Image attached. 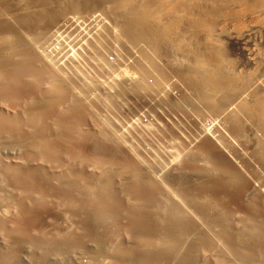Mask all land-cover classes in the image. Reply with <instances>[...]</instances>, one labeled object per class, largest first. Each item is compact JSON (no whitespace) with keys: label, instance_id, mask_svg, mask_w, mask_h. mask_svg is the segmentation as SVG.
I'll return each mask as SVG.
<instances>
[{"label":"bare ground","instance_id":"obj_1","mask_svg":"<svg viewBox=\"0 0 264 264\" xmlns=\"http://www.w3.org/2000/svg\"><path fill=\"white\" fill-rule=\"evenodd\" d=\"M210 1L0 0V264H264V121L221 101ZM109 54L108 81L79 68ZM139 105L191 139L163 118L126 144L110 116Z\"/></svg>","mask_w":264,"mask_h":264},{"label":"rangeland","instance_id":"obj_2","mask_svg":"<svg viewBox=\"0 0 264 264\" xmlns=\"http://www.w3.org/2000/svg\"><path fill=\"white\" fill-rule=\"evenodd\" d=\"M161 1H166L168 5H172V4L175 5L178 2H184L186 0H161ZM198 1H200V0H198ZM206 3H209V0H207ZM210 4L212 5V7H211V9L207 15V19L202 21V22H204V24H203L204 27L203 26L202 27L205 31L204 33L207 34V37L210 39V41L213 44V50H214V53L216 54V57L218 59V65H217L218 72L221 74V76L224 79H227L228 81H230V84L227 87H225L223 90L224 98L221 99V101L224 102V105L238 103L239 105H242L246 108H250V109L254 108L258 111L262 120L264 121V0H222V1L218 0L215 2L210 1ZM59 43L53 44V46L51 47V48H53V50L50 51V53L54 54L55 53L54 51L59 52V50L61 49V45ZM65 43H67V41ZM65 47H67V46H65ZM73 49L76 50L75 47ZM60 53H62V52H60ZM119 57H121V56H118V59H119ZM122 57L123 58H120L121 62H119V60H117V57L115 55H113V54L108 55L109 59L107 58L106 65L108 67L109 66L111 67V68H107L108 70L110 69L109 72L112 71V68L115 69V71H117L118 69H120L123 66V65L121 66V63L125 64V59H126L125 57L126 56L125 57L122 56ZM114 58H116V62H118L120 64L116 63V66H115V64L112 63L115 60ZM108 60H110V61L112 60V62H109ZM117 65H119L118 67H120V68H118ZM90 66L91 67H89L88 65L84 66L83 64H80L79 68L90 69L91 73L89 75L91 77L95 76L98 79L99 78L101 79V76H103L102 78H104V79H101V81L110 80L112 78V74L115 72V71H112L111 73L107 74V71H108L107 69H105L106 71H104L106 73L100 72V71H94V69L97 70V68H95L94 65H90ZM85 67H88V68H85ZM91 68H93V71ZM68 70H69V67H68ZM90 71L88 70V72H90ZM118 71L116 73H118ZM92 74H94V75H92ZM97 75H99V76H97ZM107 76H110V77H108L109 79H107ZM98 89H100V88H97L96 90H98ZM175 90H173L172 92H174ZM98 91H96L98 93V95H100V96L103 95L102 93H100V92H102L101 89L99 92ZM175 92H177V91H175ZM175 95H178V92H177V94H174V98H175ZM101 97L103 98V96H101ZM124 97H127L126 100L130 99V98H128V95L123 96V98ZM172 97H173V95H172ZM126 100H124V102H125V108H124L125 111L123 110L124 112H126V106L127 105H130V104L133 105L134 104L132 99H131L132 102L128 101V100H127L128 101L127 102ZM127 103H130V104H127ZM92 105L93 104L91 103L90 106L91 107L94 106L93 110H96V112L95 111L94 112L96 114H98V116L102 117V113H104L102 106L100 104H99L100 107L98 105L95 106V104L93 106ZM140 106L144 107L143 110L141 109ZM97 107H98V109L101 108V109H99L101 111H98ZM139 107H140L141 111L139 110ZM146 108L147 107L144 105L143 106L139 105L136 108V109H138L137 113H139V114H137L136 112H135L136 114H134V113H132V111L128 112V110H127L128 113H124L126 116L124 114H122L123 111L121 109H118L119 114L116 112L115 116H113V117L110 116L111 122H114L112 120L117 118V119H119V121H121V123H123V125H125L127 127L129 126L130 128L131 127L134 128V129L133 128L130 129L133 131V134H132V132H130V130H128V132H130L131 134H129L130 136L127 135L128 137L126 136V138H125L126 144H130L136 138L133 141V144L136 142L134 145H137L136 140H138L137 137L139 136V133H138L139 132V126L145 124L146 121L150 120L149 122H151V123L155 122V123H157V126H159L161 122L162 123L165 122L164 120L169 121V123H167V121H166L165 122L166 124H170V123H173L175 121V123H173V124H174V126L178 127V129H179V126L182 125V122L185 123V119H184L185 117L182 115H181V118L179 115H175L177 118V120H175L176 118L174 117V114L171 115L173 112L171 113L168 111H164V113H163V110H162V112L159 110V113H160L159 116L162 115V117H163L166 115L165 118L163 117L164 118V120H163V118H161V117H160V119H159V117L155 118L157 115H155L153 111H152V113H149L151 111L149 110V108H147V110H149V111H147ZM144 109L149 113V115H148V113H145L146 111ZM115 111H117V110H115ZM142 111L143 112L145 111L144 112L145 114H143ZM168 113H170V114L168 115ZM142 114L145 115V116H143L144 123L142 121V118H140L141 117L140 115H142ZM151 114L154 116L155 120L153 119ZM103 115H105V114H103ZM118 115H122V116H118ZM136 115H138V116L136 117ZM147 115L151 116L152 118L147 117ZM167 115L169 116V119H168ZM204 115L207 117H205ZM208 115H211V114L205 113V114H203L204 118H202L203 116L199 117L200 119L202 118L203 120L207 118L206 120H204V121H206L204 124H203V121L199 120V119H197V121H198L197 124H199V123L203 124V125L199 124V126L201 125V128H204L206 131L208 129L207 133H211L212 130L216 129V127L218 125L216 121H218V119L213 115L212 116L214 118L212 119ZM95 116H94V113L93 114L91 113V115L87 119L86 123L90 121L89 123L91 124L92 123L91 119L94 117L95 119H97L96 121L98 122V124L99 123L101 124L102 123V121H101L102 119H100L101 117H99V119H98L97 118L98 116H96V117ZM121 117H124V118H121ZM144 117L145 118L147 117L146 118L147 120ZM172 117H174V119ZM171 118H172V120H170ZM178 118H179V120H178ZM122 119L124 122L122 121ZM156 119H158L159 122H157ZM180 119L181 120L184 119V120L181 122ZM209 119H211V120H209ZM160 120H162V121H160ZM213 120H214V122H213ZM176 121H178L177 123H179L178 126L176 124ZM89 123H87L88 128L85 127V130L91 128V131L93 132V129H92L93 126H92V124L90 126ZM132 123H134V124H132ZM137 123H140V124H137ZM158 123H159V125H158ZM163 124L160 126L162 127ZM184 125L180 126L181 128L179 130V132H180L179 134L181 135V137H183L182 140H184V138L186 140H188V139L190 140L191 139L190 136L192 135L193 130L195 131V129H192L190 124L186 121V125H185V127L187 128V131H186V128L183 127ZM129 127H128V129H129ZM189 127L191 128L192 131L188 130ZM115 129H116L115 131L117 133H119V130L124 131L126 128L124 127V130H123V127L121 129H119V127L116 126V124H115ZM117 129H118V131H117ZM158 129H160V128L158 127ZM181 129H183V130H181ZM135 130H137V131H135ZM184 130L186 132H184ZM86 131H88L87 133L90 132L89 130H86ZM190 131L192 132L191 134H190ZM132 135H133V137H132ZM186 135L187 136L190 135V136H188L189 138ZM134 136H136V137H134ZM144 136L145 137L143 139V142L146 141L145 143L149 142V144L148 143L147 144L139 143L138 148L140 149V152H142V153H139V155L141 156L143 154V155H145V157L151 156L152 158L150 157L151 158L150 159V158H145L142 155V157H144V159H147V160L150 159L149 161L151 162V161L155 160V157L152 153L153 146L151 147V145H150V144H152V142H151L152 137H150L151 135H149L147 133ZM147 136H149V137H147ZM127 138L131 139V140L129 139L128 143H127V141H128ZM160 138H162V137H160ZM145 139H147L149 141H147ZM161 141H162V139H160V142ZM163 141H165V140H163ZM163 141L160 144V146H162V147L164 145ZM146 146H147V148H146ZM142 147H143V149H141ZM145 149H150L151 151L150 150L146 151ZM143 150H145V151H143ZM150 152L152 153L153 156L151 154H149ZM155 156H161V155H155ZM159 158L160 157H157L156 161H154L153 163L156 162L158 164V166H160L162 168L163 164L167 163V162H165L166 160L163 158H160V161L162 163L160 161L158 162ZM157 164H155V166H156L155 168H157L155 171L158 172L157 174H159L160 171H162L163 169H161L160 167H157ZM159 169H160V171H159ZM171 188L172 187L170 186V189Z\"/></svg>","mask_w":264,"mask_h":264}]
</instances>
